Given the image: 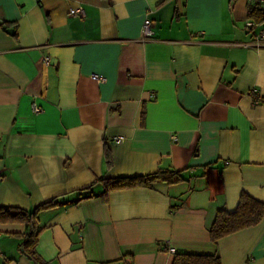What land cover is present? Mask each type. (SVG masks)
Here are the masks:
<instances>
[{
    "label": "crops",
    "instance_id": "crops-1",
    "mask_svg": "<svg viewBox=\"0 0 264 264\" xmlns=\"http://www.w3.org/2000/svg\"><path fill=\"white\" fill-rule=\"evenodd\" d=\"M79 6L82 18L69 13ZM249 7L0 0V206L56 202L37 214L43 259L171 264L196 253L264 264V216L209 238L216 211H233L242 192L264 202V41L254 38L264 20L247 26ZM158 168L183 180L104 194L101 179ZM26 231L0 222V264H33L18 249Z\"/></svg>",
    "mask_w": 264,
    "mask_h": 264
},
{
    "label": "trees",
    "instance_id": "trees-1",
    "mask_svg": "<svg viewBox=\"0 0 264 264\" xmlns=\"http://www.w3.org/2000/svg\"><path fill=\"white\" fill-rule=\"evenodd\" d=\"M248 18L254 25L264 20V8L258 5L249 8ZM258 100L264 103V96ZM104 160L106 166L111 165V156L105 150ZM104 183V194L108 191L136 186L150 187L155 182L163 181L168 184H176L183 180L180 170L158 168L155 172L137 176H122L116 178L101 179ZM56 204L54 201L45 202L32 210H25L13 206H0V222L24 223L27 231L22 242L18 245L19 251L25 255L33 264H51L43 259L36 250L38 236L41 227L37 224V214L40 210ZM264 216V202H261L249 194L242 192L238 204L233 211L220 208L216 211L214 220L209 227V238L217 242L220 238L238 231L242 228L257 224ZM129 257L128 264H133L132 257ZM171 264H221L220 257L216 254L196 253H174Z\"/></svg>",
    "mask_w": 264,
    "mask_h": 264
},
{
    "label": "built area",
    "instance_id": "built-area-1",
    "mask_svg": "<svg viewBox=\"0 0 264 264\" xmlns=\"http://www.w3.org/2000/svg\"><path fill=\"white\" fill-rule=\"evenodd\" d=\"M248 1H249V6L250 7L258 5L261 8H264V0H248ZM69 13L71 15H75V16H78V17H81V18L84 17V15H85L84 9L82 7H80V6L79 7H75V8H70ZM246 25L247 26H252V25H254V22L249 20V21H247ZM141 35H142L143 39L151 38L152 35H153L152 21L150 19H148V18H146L144 20L143 24H142ZM254 38H255L257 43H260V42L264 41V29H261L258 32H256L254 34ZM44 61H45L46 64H48L49 63V58L45 57ZM90 77L93 80L97 81V82H104L105 81V78L102 75H99L97 73H91ZM33 110L35 112H39V108L37 107L36 104H33ZM173 138H174V136H173ZM120 140H121V137L116 138V141H120Z\"/></svg>",
    "mask_w": 264,
    "mask_h": 264
},
{
    "label": "water",
    "instance_id": "water-1",
    "mask_svg": "<svg viewBox=\"0 0 264 264\" xmlns=\"http://www.w3.org/2000/svg\"><path fill=\"white\" fill-rule=\"evenodd\" d=\"M9 33H12L13 32V29H8L7 30Z\"/></svg>",
    "mask_w": 264,
    "mask_h": 264
}]
</instances>
